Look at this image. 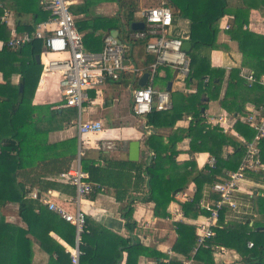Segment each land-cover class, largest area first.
Instances as JSON below:
<instances>
[{
    "label": "trees",
    "instance_id": "1",
    "mask_svg": "<svg viewBox=\"0 0 264 264\" xmlns=\"http://www.w3.org/2000/svg\"><path fill=\"white\" fill-rule=\"evenodd\" d=\"M114 1L122 11V15H117L116 19L104 17H96L92 20L75 19L76 27L81 34L84 30H93L92 33L82 34L87 51L100 52L104 47V39L102 41L101 36H94V31L97 29H103L106 32L110 27H116L128 38L129 33L134 32L130 29V25L137 21L135 17V14L139 12L137 4L133 0ZM257 1L261 0H244L246 9L236 8L232 11L235 29L230 33L238 43V50L242 55V68L250 69L246 72H253L258 81L264 75V36H256L242 29L247 24L251 7H258L252 2ZM167 6L174 11L173 16L176 13L189 21L188 43L191 49L186 54L190 74L185 81L187 84L195 82L197 92L195 95L174 94L172 99L169 97L170 109L153 110L145 118L146 125L155 129L173 127L183 114L190 112L195 118L186 131L187 136L191 138L190 151L191 153H208L216 160L214 167H203L202 170H198L193 162L178 166L175 161H172L169 167L163 168L164 155L170 152V159L172 155H176L170 144L175 145L180 138L169 139V145H164L162 138L155 134L145 140L144 144L148 151L141 164L111 160L106 161L105 165L84 160L81 164L88 172V181L92 185V191L86 196L90 200H94L99 192L108 187L114 189L116 200L123 202L124 199L119 197L121 188L125 190L131 184L132 178L138 183L144 182V176L147 177V200L155 204L156 216H167V207L173 200L172 196L184 190L188 183L192 182L195 185L194 196L190 201L180 204V208L186 218L194 219L198 215H208L198 207L203 197L204 186L213 184L224 176L225 169L237 170L244 156L246 143L251 141L254 131L250 125L238 120L233 127L235 137L226 136L221 133V127H210L204 124L200 117L204 106L199 101L200 96L207 95L211 100H219L223 90L225 69L211 67L209 59L202 55L201 51L222 48L217 43L216 25L223 16L231 12L228 11L226 0H167ZM5 10L17 16L31 15L30 22L16 27V32L19 33L33 32L37 24L49 17V13L41 9L39 0H0V15ZM87 10L84 3L77 8L71 7L75 18L85 15ZM140 20L144 21L143 18ZM13 33L6 25H0V41L6 43ZM140 42L144 44L143 41ZM124 46L126 47L127 44ZM41 51L40 40H34L16 50L6 46L0 50V74L2 75L0 81V208L7 204H18V214L26 224V229H22L0 218V264H31L32 241L28 237V228L34 225L38 217L50 223L53 232L69 246L75 245L76 230L73 225L42 207L37 200L26 198V187H36L41 194L45 186H53L47 181L48 178L56 177L60 181L59 175L69 169L74 156L71 154L73 156L42 160L37 156L39 153H36L39 142L34 128L35 108L31 105V100L41 72V65L36 63L35 56H39ZM160 70L171 71L176 75L175 70L164 66L158 67L156 74ZM240 72L241 68L227 71V85L219 102L221 108L228 113H237L240 110L237 98L242 87L264 92V86L258 82L249 84L240 76ZM14 75H18L19 82L23 84L21 99L18 98L19 84L14 85L11 82ZM51 117H57L62 122L76 117V111L69 114V117L49 111L48 118ZM226 146L232 148V153L224 157L223 150ZM259 150L260 162L264 164V140L259 143ZM147 153H151V157ZM212 195L211 198H217V195ZM133 204V201H125L121 212L125 228L130 233L134 230ZM252 208L254 215L246 218L244 223L241 221L226 223L224 221L226 210H222L218 217L220 227L214 229V238L207 242L208 247L198 248L193 256L192 253L196 247L195 227L177 223V240L172 251L183 256L184 259L192 258L193 261L212 264L211 247L215 245L234 250L244 264H264V193L252 196ZM249 242L253 244L251 248L247 246ZM39 245L50 256L48 264H70L69 254L52 238L47 236ZM79 248L82 252L79 264H119L123 252L127 255L125 264H137L140 256L159 257L157 252L151 251V253L139 243L132 244L130 238L123 239L110 235L100 226H93L86 218ZM168 264H182V262L173 258Z\"/></svg>",
    "mask_w": 264,
    "mask_h": 264
},
{
    "label": "crops",
    "instance_id": "2",
    "mask_svg": "<svg viewBox=\"0 0 264 264\" xmlns=\"http://www.w3.org/2000/svg\"><path fill=\"white\" fill-rule=\"evenodd\" d=\"M138 11L135 14L137 21L142 22L141 11L146 8L155 7L153 5L144 6L142 0H133ZM244 0H226L228 12L217 23V43L222 46L220 50H202L201 53L210 61L213 68L225 69V77L219 100L222 98L224 89L227 85V71L233 68H242V55L238 50V43L232 38L230 33L235 29L234 15L232 11L236 8L246 9L243 4ZM88 8L85 15L76 16L78 20H92L96 17H104L116 19L117 15H122L119 10V5L114 0H77L73 5L76 8L81 6ZM164 3L167 6V0H160V4ZM258 7H251L248 13L247 24L243 26L246 30L256 36H264V2H252ZM157 5V6H159ZM168 8H170L168 6ZM172 12V8H170ZM7 11V10H5ZM9 13L6 27L10 31L16 32V27L30 22L31 15L17 16L14 13ZM3 14V13H2ZM1 14V15H2ZM173 14V13H172ZM0 15V16H1ZM174 23L170 30L172 37L184 39V43L188 42L189 36V21L182 18L176 13L173 16ZM122 23L121 19L119 20ZM227 27V28H226ZM120 28V27H119ZM121 29V28H120ZM93 32L92 29L84 30L82 34ZM128 35V34H127ZM94 36L99 37L104 43L106 41L123 43L125 33H122L116 27H110L105 32L103 29L94 31ZM101 41V42H102ZM0 41V50L2 43ZM96 48V47H93ZM126 53L123 55V63L129 68H139L146 70L152 62V57L145 52L144 44L140 41L131 43L126 47ZM129 53V57L126 55ZM246 70H250L246 68ZM145 73V72H144ZM143 73V74H144ZM142 74V75H143ZM139 74H134L131 71L122 73L119 80H108L103 86L102 95L95 98L91 92L89 94L91 103H84L85 111L78 115L76 109L62 108L60 102L61 97L57 92H48L46 89L36 88L34 97L31 100V105L34 106V128L37 131L36 138L39 142L36 153H39L42 160L51 158H64L73 156L69 169L74 167L79 162L82 171L88 174L82 167L81 162L84 160L93 162L94 164L105 165L106 161L128 162L141 164L144 160L148 149L145 146V140L152 134L162 138L164 145H169V139L174 137L180 138L175 145L170 144L176 155L169 158L170 152L164 155L162 167H169L172 161L178 166L187 162L196 164L198 170L203 167H209L208 163L212 157L208 153H191V138L187 136V129L195 121L194 116L187 112L182 115L173 127H161L159 129L152 128L146 125L145 119H140L133 114L132 111V89L135 83H138L142 77ZM261 77H264L261 76ZM2 75L0 74V81ZM19 76L14 75L11 78L12 84H19ZM137 81V82H135ZM170 89L168 90V84ZM152 85L159 91H166L172 99L174 94H182L185 96L195 95L197 92L196 83L187 84L186 81H178L176 76L167 70H160L152 81ZM219 100H211L207 95H201L199 101L204 106L201 109L200 117L203 123L210 127H221V133L226 136L235 137L236 133L233 130L236 121L241 120L246 114L255 112L260 107L264 106V92L259 89H249L242 87L239 91L237 103L240 105L237 113H228L221 108ZM49 111L57 112L59 115L69 117L76 111V117L70 118L68 121H59L57 117H49ZM222 117H225V120ZM51 119V120H50ZM63 119V118H62ZM50 120V121H49ZM77 121H98L102 128L96 133L79 134L77 129ZM60 127V128H59ZM86 140L83 143V140ZM138 143V156L136 161L131 160V145ZM81 153V154H80ZM224 157L232 153V148L224 147ZM73 154V155H71ZM41 160V161H42ZM37 161V159H36ZM229 170L225 169L223 172ZM264 171H249L245 174L244 180L238 185V192L235 193V201L238 204V211H226L225 222H245L246 218L254 215L252 208V196L264 193ZM221 176L217 181H219ZM144 182H136L132 178L125 190L121 188L119 197L124 199L123 202H118L115 198L113 188H104L99 192L94 200L85 197L76 200L75 189L72 186L58 181L56 177L47 179L53 186H45L42 193H38L39 189L26 187V198L37 200L42 207L49 208L42 203V199L54 203L57 206L65 208L69 213H74L76 209H80L86 215V220H89L93 226L98 225L108 234L115 235L123 239H131V243H139L150 252L155 251L159 257L140 256L137 264H168L170 260L176 258L181 262L186 260L183 256L176 254L172 248L177 240L176 224L182 223L190 226L196 225L203 215H198L194 219L186 218L180 208V204L190 201L195 193V185L189 182L184 190L175 194L173 200L168 204L167 216H156L154 214L155 204L147 200L148 187L146 186L147 177L144 176ZM211 184H207L203 188V197L207 199L213 195L210 193ZM32 192L37 193L38 199L32 198ZM133 201V232L130 233L125 228V221L121 217L122 208L125 201ZM53 212V211H52ZM55 213V212H54ZM4 218L5 222L26 229V224L21 220L18 214V204H7L0 208V218ZM196 230V227H195ZM28 237L32 241V257L31 264H48L50 256L40 247V243L48 236L55 242L61 245L67 253L72 247L63 241L52 230L50 223L44 219L36 218L34 225L28 228ZM223 251L217 249L212 250V264H244L240 256L232 249L222 246ZM121 250V249H120ZM152 253V252H151ZM126 252L122 253V259L119 264H125ZM55 259V258H54ZM193 264H204L202 261H193Z\"/></svg>",
    "mask_w": 264,
    "mask_h": 264
},
{
    "label": "built area",
    "instance_id": "3",
    "mask_svg": "<svg viewBox=\"0 0 264 264\" xmlns=\"http://www.w3.org/2000/svg\"><path fill=\"white\" fill-rule=\"evenodd\" d=\"M76 2L77 0H39L41 9L47 11L49 17L37 24L31 33H13L6 43H1L2 47L16 50L34 40H40L42 42V51L39 55L41 72L36 87L46 89L48 92H57L61 97V107L76 109L78 115L85 111L84 103H91L89 96L91 92L95 98L100 97L103 86L108 80L117 81L122 73L127 71L139 76L144 72L149 74L144 87L136 86L132 89V111L136 117L145 119L153 110H169L171 107L169 94L155 89L152 85L158 67L164 66L175 70L178 81H185L190 74L189 60L186 51L182 49L184 39L170 35L174 23L170 8L162 3L159 6L143 9L141 17L144 19V29L129 33L130 39L144 42L145 52L153 59L146 70H141L129 68L123 63L126 49L123 43L106 41L100 52L85 49L83 35L78 31L75 17L71 12V7ZM8 15L7 11L3 12L0 16V25L7 23ZM240 76L249 84L258 82L264 86V77L257 81L253 72L241 69ZM222 118L220 120H225V117ZM241 121L252 127L254 136L246 143L245 153L237 170L225 172L219 181L211 184L210 193L217 195V198H202L199 202L198 207L208 215H203L195 225L196 247L192 256L198 248L208 247L207 242L214 238V229L220 227L218 217L222 210L238 211L235 193L238 192V185L244 180L245 174L249 171H264V164L259 159V143L264 140V106L246 114ZM76 123L79 134L96 133L102 128L98 121ZM147 155L151 157V153ZM215 163L216 160L211 157L208 165L214 167ZM88 178V174L80 168L79 162L59 175L61 182L74 187L76 200L85 198L92 191ZM30 196L34 199L39 198L35 192ZM41 201L49 210L75 227V245L67 253L70 256V264H79V257L82 255L79 245L84 231L85 213L80 209L69 213L65 208L52 202L45 199ZM252 245L251 242L247 244L249 248ZM213 248L223 251L221 247H211ZM182 264H193V259H186Z\"/></svg>",
    "mask_w": 264,
    "mask_h": 264
},
{
    "label": "water",
    "instance_id": "4",
    "mask_svg": "<svg viewBox=\"0 0 264 264\" xmlns=\"http://www.w3.org/2000/svg\"><path fill=\"white\" fill-rule=\"evenodd\" d=\"M130 29L132 31H141L144 29V23L143 22H134L130 25ZM182 49L186 52H189L191 49V45L188 42L183 43ZM35 61L37 64H39V56H35ZM149 78L148 73H144L142 77L139 79L137 86L138 87H144L147 84ZM170 89V83L168 84V90ZM23 96V84L19 82L18 86V98L21 99ZM131 153H132V159L133 161H136L138 156V143H132L131 145Z\"/></svg>",
    "mask_w": 264,
    "mask_h": 264
},
{
    "label": "rangeland",
    "instance_id": "5",
    "mask_svg": "<svg viewBox=\"0 0 264 264\" xmlns=\"http://www.w3.org/2000/svg\"><path fill=\"white\" fill-rule=\"evenodd\" d=\"M142 2H143V4H144V6H146V5H153V6H157V5H159L160 4V0H142ZM76 19V18H75ZM136 41H138V40H133V39H129L127 36H125V38H124V40H123V43L126 45H129V44H131V43H135ZM125 47V46H124ZM127 47V46H126ZM124 52L126 53V50H124ZM128 57H129V53H127L126 54ZM134 87H136V86H134ZM37 88V87H36ZM36 88H35V90H36ZM86 142V140L84 139L83 140V143H85Z\"/></svg>",
    "mask_w": 264,
    "mask_h": 264
}]
</instances>
